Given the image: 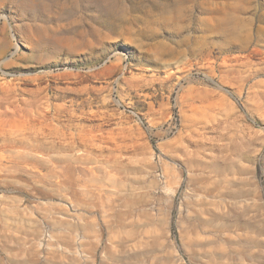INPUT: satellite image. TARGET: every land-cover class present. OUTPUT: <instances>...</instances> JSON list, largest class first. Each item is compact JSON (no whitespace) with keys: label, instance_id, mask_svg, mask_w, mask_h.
I'll return each instance as SVG.
<instances>
[{"label":"rangeland","instance_id":"1","mask_svg":"<svg viewBox=\"0 0 264 264\" xmlns=\"http://www.w3.org/2000/svg\"><path fill=\"white\" fill-rule=\"evenodd\" d=\"M0 264H264V0H0Z\"/></svg>","mask_w":264,"mask_h":264}]
</instances>
